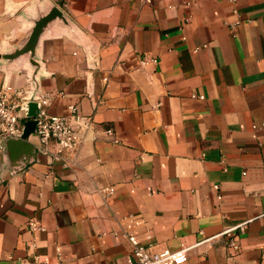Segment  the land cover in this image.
I'll return each mask as SVG.
<instances>
[{
    "label": "crops",
    "instance_id": "0c3cea01",
    "mask_svg": "<svg viewBox=\"0 0 264 264\" xmlns=\"http://www.w3.org/2000/svg\"><path fill=\"white\" fill-rule=\"evenodd\" d=\"M52 3L67 22L36 67L0 60V87L31 95L35 73L47 114L89 124L60 158L0 133V264H133L128 233L176 250L244 221L235 264H264V0H0V51ZM227 242L174 264H228Z\"/></svg>",
    "mask_w": 264,
    "mask_h": 264
},
{
    "label": "built area",
    "instance_id": "2783aa9c",
    "mask_svg": "<svg viewBox=\"0 0 264 264\" xmlns=\"http://www.w3.org/2000/svg\"><path fill=\"white\" fill-rule=\"evenodd\" d=\"M149 62L156 64L157 59L152 57L140 60L142 65ZM29 97L30 95L22 89L10 86L0 87L1 135L5 137H19L22 132L23 121L26 119L25 104ZM37 101L40 108L34 133L38 137L41 151L53 154L56 158H60L64 153L75 151L82 141L84 127L89 124L88 118L77 113L74 105H69V116L49 115L43 108L45 100L37 99ZM106 132L110 133L111 130L107 129ZM214 188L217 189L218 186L214 185ZM105 191L112 193L113 188H107ZM261 216H264V214ZM247 222L244 221L224 229L216 235L204 237L199 242L191 245L181 243L180 247L176 250H171L164 246L159 247L158 245H143L137 236L132 233H128L126 236L132 245L131 258L133 264H174L184 259L199 243L212 241L218 236L228 237L227 244L230 249L227 255L228 264H235V256L239 249L236 237L238 233L244 231ZM27 224L31 231H45V227L37 220H29ZM15 263L48 264V261L39 254H31L29 257L17 258Z\"/></svg>",
    "mask_w": 264,
    "mask_h": 264
},
{
    "label": "water",
    "instance_id": "95a60500",
    "mask_svg": "<svg viewBox=\"0 0 264 264\" xmlns=\"http://www.w3.org/2000/svg\"><path fill=\"white\" fill-rule=\"evenodd\" d=\"M55 20L60 21L62 23L67 22L64 12L56 4L52 3L48 6V9L45 13L39 15L37 18L31 19L33 25L31 26L28 34L25 36L24 41L20 45L16 46L15 48L9 51H0V60L9 62L16 60L23 55H28L29 64L32 67H36L38 63L34 59L35 47L44 29L48 26L49 23ZM31 81L34 85V89L25 104L26 119L23 121L22 132L19 137H5L7 142V148L9 150L15 144L21 146L22 148H25L29 152L31 150L34 151L36 149L34 145L28 142L29 136L35 132V128L38 122L37 116L39 114L40 108L36 95L37 86L35 73L31 76ZM28 151L26 154L29 155ZM10 158L12 159V157Z\"/></svg>",
    "mask_w": 264,
    "mask_h": 264
}]
</instances>
